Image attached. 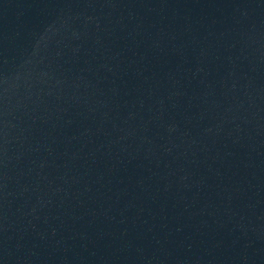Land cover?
<instances>
[{
    "label": "water",
    "instance_id": "water-1",
    "mask_svg": "<svg viewBox=\"0 0 264 264\" xmlns=\"http://www.w3.org/2000/svg\"><path fill=\"white\" fill-rule=\"evenodd\" d=\"M0 264H264V0H0Z\"/></svg>",
    "mask_w": 264,
    "mask_h": 264
}]
</instances>
